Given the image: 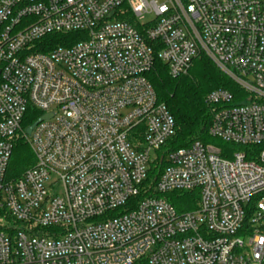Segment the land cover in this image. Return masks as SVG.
<instances>
[{
    "label": "built area",
    "instance_id": "2783aa9c",
    "mask_svg": "<svg viewBox=\"0 0 264 264\" xmlns=\"http://www.w3.org/2000/svg\"><path fill=\"white\" fill-rule=\"evenodd\" d=\"M200 56L236 87L205 97L227 147L163 149L146 75ZM30 108L51 117L11 178ZM0 264H264V0H0Z\"/></svg>",
    "mask_w": 264,
    "mask_h": 264
},
{
    "label": "trees",
    "instance_id": "16d2710c",
    "mask_svg": "<svg viewBox=\"0 0 264 264\" xmlns=\"http://www.w3.org/2000/svg\"><path fill=\"white\" fill-rule=\"evenodd\" d=\"M63 37V35H54L47 40L52 47H55L62 45ZM69 39H72L71 43H76L81 40V36L70 34ZM146 78L156 94L157 101L166 107L174 120V135L163 149L173 151L187 148L195 141L227 147L226 144L212 140L207 135L212 120V109L205 102V97L216 89L234 91L236 87L208 59L203 56L196 58L189 71L176 78L170 77L165 65L156 60ZM39 116L35 109L30 108L23 120L22 132L13 140L8 167V175L11 178L18 177L35 163L24 133ZM162 167V165L157 166L154 173L159 172ZM197 194V191L173 193L169 202L179 212L193 210L197 208Z\"/></svg>",
    "mask_w": 264,
    "mask_h": 264
},
{
    "label": "water",
    "instance_id": "95a60500",
    "mask_svg": "<svg viewBox=\"0 0 264 264\" xmlns=\"http://www.w3.org/2000/svg\"><path fill=\"white\" fill-rule=\"evenodd\" d=\"M50 117H51V115H47V116H43V117H41L36 123H34L32 126H30L29 128L26 129L25 134H26L27 136H29V135L31 134L33 128H34L39 122H41V121H43V120H46V119H49ZM209 150L212 151V152H214L212 149H209Z\"/></svg>",
    "mask_w": 264,
    "mask_h": 264
},
{
    "label": "rangeland",
    "instance_id": "374dc122",
    "mask_svg": "<svg viewBox=\"0 0 264 264\" xmlns=\"http://www.w3.org/2000/svg\"><path fill=\"white\" fill-rule=\"evenodd\" d=\"M215 143H217V142H215Z\"/></svg>",
    "mask_w": 264,
    "mask_h": 264
}]
</instances>
